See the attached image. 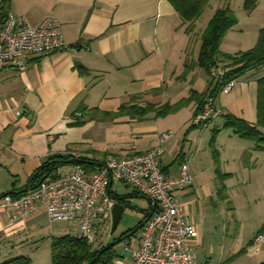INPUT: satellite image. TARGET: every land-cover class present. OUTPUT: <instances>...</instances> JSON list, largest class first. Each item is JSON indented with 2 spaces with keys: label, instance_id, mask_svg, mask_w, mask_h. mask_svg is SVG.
<instances>
[{
  "label": "crops",
  "instance_id": "crops-1",
  "mask_svg": "<svg viewBox=\"0 0 264 264\" xmlns=\"http://www.w3.org/2000/svg\"><path fill=\"white\" fill-rule=\"evenodd\" d=\"M243 3L209 2L212 14L226 6L236 17L220 41L222 53L252 48L264 27V0H255L250 11ZM2 12L30 25L56 17L66 47L27 56L22 66L0 65V196L25 189L31 173L54 155L77 154L85 161L79 166L92 173L108 157L160 145L165 175L177 176L180 163L189 161L192 183L176 187L173 198L197 228L192 244L198 260L264 264V242L253 241L264 230V148L223 121L232 114L256 122L264 65L257 74L235 77L229 93L217 91L224 114L200 129L192 120L214 82L198 66L199 45L168 0H4ZM164 104L179 107L157 116ZM76 166L61 165L58 177ZM119 182L113 180L108 193L133 192L124 206L137 208L143 218L152 206L132 187L118 190ZM235 197H241L238 203ZM216 227L222 235L215 237ZM76 228L72 221H49L42 205L15 218L0 210V263L24 256L30 264H49L51 238L74 235ZM130 263L123 247L112 264Z\"/></svg>",
  "mask_w": 264,
  "mask_h": 264
},
{
  "label": "built area",
  "instance_id": "built-area-1",
  "mask_svg": "<svg viewBox=\"0 0 264 264\" xmlns=\"http://www.w3.org/2000/svg\"><path fill=\"white\" fill-rule=\"evenodd\" d=\"M2 5L3 0H0V65L22 66L27 56L66 47L56 17L46 16L38 24L30 25L12 12L3 13ZM209 75L218 85V92L229 93L236 82V78H226L225 69L217 63L210 66ZM223 114L217 96H206L192 122L200 129H206ZM166 135L162 134L160 141ZM161 154L162 148L157 145L125 157H108L92 173H86L78 165L72 173L42 181L17 198L1 197L0 210L15 218L42 205L49 221L75 222V236L91 242L96 228L105 232L111 229L115 200L108 188L113 180L120 181L155 203L153 214L140 229L122 241L125 250L131 254L130 264H213L198 260L192 244L197 237V228L184 219L182 207L173 198L176 187L192 183L189 161H182L177 176L171 177L165 175L159 166ZM253 241L264 242V230L257 232Z\"/></svg>",
  "mask_w": 264,
  "mask_h": 264
},
{
  "label": "trees",
  "instance_id": "trees-1",
  "mask_svg": "<svg viewBox=\"0 0 264 264\" xmlns=\"http://www.w3.org/2000/svg\"><path fill=\"white\" fill-rule=\"evenodd\" d=\"M168 2L178 13L183 23L186 24V32L189 34L190 40L199 39L200 44L196 62L208 74L210 66L215 63L225 69L226 78H235L248 71H255L254 73L257 74L259 68L264 65V27L260 29L257 41L252 48L234 54L222 53L219 50L220 41L227 30L236 23L235 14L229 7L217 8L204 27L200 29L198 21L208 7L210 0H168ZM254 6L255 0H244V10L250 11ZM210 78L214 82L212 77ZM217 91L218 85L214 82V89L206 96H215ZM178 107L179 104H164L159 108V111H156V115H166L177 110ZM144 112L146 111H142V114ZM223 121L225 126L233 129L240 137L253 140L257 147L264 148V132L260 129H264V75L257 79L256 122L249 123L232 114L224 115ZM84 162L82 158H76L72 155H54L31 173L25 185V190L34 188L42 181L58 178L57 169L63 164L72 163L84 166ZM24 192L23 190L10 192L1 195L0 198L6 195L17 198ZM133 196L135 195L132 192L125 196L115 195L113 199L125 205L126 199L123 197L129 198ZM147 214L135 227L123 232L111 242L109 241V231L105 232L104 229L99 227L95 229L94 239L91 242L76 237V232L74 235L66 234L52 237L49 264H112L119 256L115 251V245L134 235L136 232H133V230L147 218ZM0 264H30V259L18 256Z\"/></svg>",
  "mask_w": 264,
  "mask_h": 264
},
{
  "label": "rangeland",
  "instance_id": "rangeland-1",
  "mask_svg": "<svg viewBox=\"0 0 264 264\" xmlns=\"http://www.w3.org/2000/svg\"><path fill=\"white\" fill-rule=\"evenodd\" d=\"M212 10H213L212 7H207L204 10L203 14L201 15V18L198 21V27L199 28L204 27V25L209 20L211 14L213 12ZM194 44L199 45L200 44L199 39H196L194 41ZM119 183H120L119 186H117L118 190L124 191L125 189H131L130 186H128L127 184H125L123 182H119ZM238 198L239 197H235V199H234L235 203H238V201H237ZM138 199L139 200L141 199V201L144 202L142 198H138ZM239 199H241V197ZM225 204H227V202ZM141 218H142L141 212H139L137 210V208H134L132 206L131 207L127 206L125 208L123 215H122V218H121L120 222L118 223L117 227L115 228V230L113 232L109 231V241L111 242L113 239L119 237L123 232L127 231L128 229L135 227ZM62 223H66V222H62ZM232 230H233L232 226H230L228 229L229 236H231L233 234ZM213 231H214L215 237L217 236V233H220V235H222L221 227H216L215 229H213ZM115 251L119 255L122 254V251H123L122 243H118L115 245ZM49 261H50V259H49Z\"/></svg>",
  "mask_w": 264,
  "mask_h": 264
},
{
  "label": "water",
  "instance_id": "water-1",
  "mask_svg": "<svg viewBox=\"0 0 264 264\" xmlns=\"http://www.w3.org/2000/svg\"><path fill=\"white\" fill-rule=\"evenodd\" d=\"M23 191H25V189H23ZM142 197L147 201V203H148L149 205L152 206L151 210H150V211L148 212V214H147V218H148V217H150V216L153 214V212H154V205H155V203H154V201H153L150 197H148V196L143 195ZM123 198H124V199H127V198H125V197H123ZM124 208H125V206H124L123 203H121V202H119V201H115V203H114V205H113V207H112V211H111V222H112V224H111V232H113V231L115 230V228L117 227L118 223L120 222V220H121V218H122V215H123V212H124ZM147 218H146V219H147ZM146 219H145V220H146ZM145 220H144V221H145ZM144 221H143V222H142L137 228H135V229L133 230V232L138 231V230L140 229V227L143 225Z\"/></svg>",
  "mask_w": 264,
  "mask_h": 264
}]
</instances>
